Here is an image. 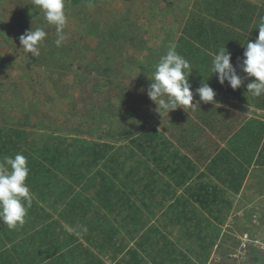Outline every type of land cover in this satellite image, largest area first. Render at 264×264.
<instances>
[{"label":"rangeland","instance_id":"374dc122","mask_svg":"<svg viewBox=\"0 0 264 264\" xmlns=\"http://www.w3.org/2000/svg\"><path fill=\"white\" fill-rule=\"evenodd\" d=\"M247 1L264 8V0ZM191 2L65 0L67 39L57 47L55 27L47 24L33 0H0V142L4 144L0 160L12 151L33 158H27L29 163L45 162L41 153L46 146L73 153L81 146H94L102 158L100 165L113 167L125 154L128 164L137 163L141 169L145 158L134 149L135 139L145 134L148 140L150 129L156 128V140L180 146L175 140L189 134L190 118L197 128L196 139L202 147L209 146L208 151L225 146L227 140L241 143L244 137L258 146L241 181L232 178L223 183L209 177L225 188L228 200L226 207L212 209L218 217L209 218V223L204 221L209 210H198L195 219L203 222L188 227L190 214L176 200L180 190L173 193L163 176L159 182L166 196L162 194L164 199H156L158 205L148 211L140 203L137 225L125 221L133 212H100L97 218L108 220L106 232L91 223L84 231V225L67 216L69 210L61 214L71 221H63L57 214L66 206L50 195L36 202L52 216L50 220L61 219L46 238L50 247L26 248L29 256L21 260L13 252L17 236H22L18 227L13 229L15 235L0 234V264H253L254 248L264 256V161L259 155L264 133L237 135L244 124L257 130V123L264 122V110L218 94L214 97L218 106L204 103L192 89L194 110L186 113L178 107L159 114L147 95L155 65L175 46ZM36 28L47 36L40 55L33 57L24 51L19 37ZM204 107L213 110L211 128L196 119V110ZM235 160L245 169V159ZM99 166L92 163L87 172ZM80 187L70 197L92 194ZM27 216L24 229L32 223ZM181 219L187 220L184 226ZM148 229L153 236L160 234L158 244L141 240ZM6 235L15 241H6Z\"/></svg>","mask_w":264,"mask_h":264},{"label":"trees","instance_id":"16d2710c","mask_svg":"<svg viewBox=\"0 0 264 264\" xmlns=\"http://www.w3.org/2000/svg\"><path fill=\"white\" fill-rule=\"evenodd\" d=\"M191 3L175 43V50L193 67L188 77L192 89L200 87L201 82L204 81L221 97L252 104L264 110V95L253 97L247 92L246 85L254 78L247 77L238 67L243 59L247 42H254L258 36L257 28L261 19L264 18V8L247 0H192ZM222 47L231 53L230 62L242 78L241 86L235 90L229 86L227 81L220 84L216 74L210 72L213 56ZM212 113L211 108L204 107L202 110H196L195 116L211 128L213 126L210 120ZM185 116L188 115L185 114ZM191 120L186 124L189 134L183 133L180 140L176 136L175 141L180 146L171 141L160 143L155 138L156 128L150 129L148 140L144 139L145 134L136 138L134 149L145 158L141 169L137 163L128 164L130 158L125 154L118 157L117 164L113 167L100 165L102 158L94 146H81L74 153L68 149L63 150L60 146H46L48 149H44L41 153L44 155L45 162L42 160L27 162L29 175L26 183L30 189H33V201L28 209L31 217H27L32 223H29L31 226L26 229H24L26 226L24 223L17 231L22 232V236H17V248L13 252L23 260L29 256L25 254L26 248L31 251V248L39 246L41 249L50 247L46 238L54 233L53 228L61 219H58L59 221L50 220L52 216L44 212V209L36 204L37 201H43L45 197L52 195L58 204L66 206L60 214H57L61 215V218H63L61 213L69 210L71 213L67 216H73L78 225H84L86 229L89 223L96 226L101 225L102 232H106L109 226L105 223L108 220L98 219L99 213L102 211L112 213L117 210L122 213L133 212V215L125 221L132 223L133 226L137 225L139 223L138 211L142 205L148 211L151 207L158 205L159 201L156 199H164L162 196L163 183L159 182L162 176L170 186H173V193H178L180 190L176 200L179 206L190 214L188 227H195L203 222L202 218H199V221L195 219L198 210H209L210 214L204 220L205 223H209V218L215 220L218 216L211 214L212 209L226 207L228 200L225 196V188L210 181L209 177L218 178L223 183H228V180L232 178L241 181L258 146L251 142L247 143L244 137L242 145L238 142L232 145L227 140L225 146H218L208 151L210 147H202V142L196 139L197 128ZM249 122L252 123L253 120ZM257 124V130L244 124L237 135L250 133L262 136L264 122ZM1 134L0 132V138ZM241 139L243 136L238 141ZM3 146L4 144L0 142V149ZM11 153V156L16 154L12 151ZM259 155L264 161V146H261ZM26 157L33 159L30 156ZM239 157L245 159V169L240 168L242 164L236 163L235 159ZM91 161L95 166H100L93 172H87L91 167ZM42 174L45 180L42 179ZM78 187L82 191L90 190L92 194L85 195L84 193L70 197ZM166 193L163 195L166 196ZM80 216L82 219H79ZM67 219L63 221H71ZM179 221L183 223V226L187 223L184 219ZM6 228L5 224L0 223V234L15 235L17 233ZM153 232L148 229L141 235V240L148 244L152 243L149 245L158 244L161 236L160 234L153 236ZM26 233L28 236H25ZM5 240L10 243L15 241L13 237L7 235ZM251 260L253 264H262L264 256L254 248Z\"/></svg>","mask_w":264,"mask_h":264},{"label":"clouds","instance_id":"9594fccd","mask_svg":"<svg viewBox=\"0 0 264 264\" xmlns=\"http://www.w3.org/2000/svg\"><path fill=\"white\" fill-rule=\"evenodd\" d=\"M33 3L43 12L47 24L55 27V44L60 47L67 39L63 31L67 24L65 0H33ZM257 29L258 36L254 42H247L243 59L238 65L247 77L254 78L246 85L247 92L253 97L264 95V18ZM46 36L47 32L42 28L26 30L19 37L20 45L26 53L38 57ZM230 59L231 53L225 47L220 48L213 56L210 72L216 74L220 84L227 81L235 90L241 86L242 78L237 74ZM192 69L191 63L177 53L174 45L160 57L147 89V95L157 105L159 114H168L178 107L186 113L188 109L196 108L197 103H193L192 85L188 80ZM195 92L200 101L218 106L214 99L216 93L208 83L202 81ZM28 175L27 157L23 154L4 156L0 160V223L10 230L24 225L28 209L32 205L33 194L26 183ZM84 231L87 229L84 228ZM75 234L79 235L78 232Z\"/></svg>","mask_w":264,"mask_h":264}]
</instances>
